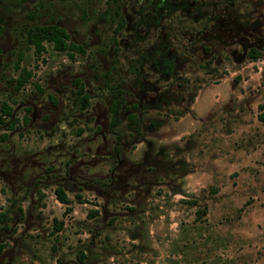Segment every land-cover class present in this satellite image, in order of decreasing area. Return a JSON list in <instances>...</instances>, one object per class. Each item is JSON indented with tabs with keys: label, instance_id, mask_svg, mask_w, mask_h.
Segmentation results:
<instances>
[{
	"label": "rangeland",
	"instance_id": "obj_1",
	"mask_svg": "<svg viewBox=\"0 0 264 264\" xmlns=\"http://www.w3.org/2000/svg\"><path fill=\"white\" fill-rule=\"evenodd\" d=\"M263 113L264 0H0V264H264Z\"/></svg>",
	"mask_w": 264,
	"mask_h": 264
},
{
	"label": "trees",
	"instance_id": "obj_2",
	"mask_svg": "<svg viewBox=\"0 0 264 264\" xmlns=\"http://www.w3.org/2000/svg\"><path fill=\"white\" fill-rule=\"evenodd\" d=\"M206 23V22H205ZM27 40L29 43L33 44L38 51H42L45 49L44 42L50 41L53 43V46L56 49L59 50H65V49H77L79 46L70 43L68 38L69 35L66 31V29L58 25L56 23H45V24H35L28 28L27 34H26ZM204 50L207 52L209 50V47L203 46ZM183 53V52H182ZM259 50L256 47H251L249 50V54L252 57H257L259 55ZM174 57H172L170 60H172ZM210 59H214L215 55L212 54ZM20 57L16 60L15 65L17 68L19 67V61ZM170 63L169 60L167 61V64ZM31 76V71L28 70L25 67H20V72L18 76L16 77V86L21 87L25 84V82L29 79ZM75 83L77 85L78 93L81 94L82 104L86 105L88 102V96L84 92L83 84L79 81L78 78H75ZM1 111L4 114H9L11 111V107H9L6 103L2 104ZM262 119H264V113L260 115ZM2 119V115H0V120ZM55 195L57 199L63 203H69L70 198L68 197L67 193L61 186H57L55 188ZM7 219V215L5 211L0 210V223L5 222ZM62 224V221L58 223V227H60Z\"/></svg>",
	"mask_w": 264,
	"mask_h": 264
}]
</instances>
